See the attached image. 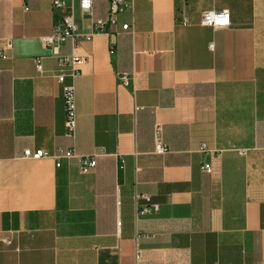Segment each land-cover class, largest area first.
Returning a JSON list of instances; mask_svg holds the SVG:
<instances>
[{
  "label": "crops",
  "instance_id": "obj_1",
  "mask_svg": "<svg viewBox=\"0 0 264 264\" xmlns=\"http://www.w3.org/2000/svg\"><path fill=\"white\" fill-rule=\"evenodd\" d=\"M127 1L133 11L101 30L77 12L94 36L61 45L84 59L74 67L41 40L57 21L51 0H0V264H264V0ZM109 9L96 0L94 20ZM225 9L230 28L201 24ZM73 146L99 155L89 174L78 158L24 156ZM136 194L159 211L137 217Z\"/></svg>",
  "mask_w": 264,
  "mask_h": 264
},
{
  "label": "built area",
  "instance_id": "obj_2",
  "mask_svg": "<svg viewBox=\"0 0 264 264\" xmlns=\"http://www.w3.org/2000/svg\"><path fill=\"white\" fill-rule=\"evenodd\" d=\"M53 4V10L57 14V21L50 35L41 38L45 47L50 49L52 54L59 58L60 65H72L74 67L80 66L84 63V59L80 57L72 56H62L60 54L61 45L65 44L67 41L71 40L73 43L80 40L90 41L94 36V32H83L82 23L77 22V12L79 11L84 16H89L91 19L90 27L96 30L105 29L106 27H114L119 23V15L124 12H132L133 4L127 0H110L109 14L106 18L99 20H94L93 10L96 0H51ZM182 24H188L187 20L184 19ZM201 24L203 26L212 28L214 30L228 29L231 27V13L229 10H211L204 11L201 14ZM124 31L130 29L129 24L122 26ZM0 59H7V54L5 51H0ZM37 69L42 71V59L36 61ZM78 76V73L75 74ZM58 80L63 82V77L59 76ZM135 75L133 73H121L119 74V83L124 88H130L134 85ZM64 100H65V137L71 141H75L77 137V127H78V109H77V94L74 86H67L64 88ZM142 108L135 107V111H139ZM155 136V153L156 154H166L170 151L168 146L163 143L162 139V128L156 126L154 130ZM207 145L202 144L200 147V152H206ZM26 158H31L33 160H40L47 157H53L57 160V167H60V161L62 159H74L78 158L80 160V172L82 175H87L97 166V157L99 155H87L80 156L77 154L75 147L68 149L59 148L57 153L51 156L48 152L43 150H37L36 152H31L26 150L24 152ZM124 168V160L119 161V169ZM204 173H211L212 167L210 164H204L202 167ZM136 206H137V217H145L151 215L152 213H157L159 211V205L152 204L148 196L136 194L135 196ZM144 201V204L141 202ZM117 226L120 228L121 222L118 221ZM140 254L137 255V260L140 259Z\"/></svg>",
  "mask_w": 264,
  "mask_h": 264
}]
</instances>
